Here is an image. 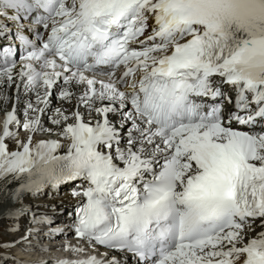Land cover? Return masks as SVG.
Masks as SVG:
<instances>
[{"label":"snow or ice","instance_id":"obj_1","mask_svg":"<svg viewBox=\"0 0 264 264\" xmlns=\"http://www.w3.org/2000/svg\"><path fill=\"white\" fill-rule=\"evenodd\" d=\"M0 18V32L7 20L17 33H48L41 46L19 35L31 48L19 65L3 50L0 84L15 77L36 94L25 118L13 109L0 131V179L20 181L14 196L82 179L87 186L72 191L83 197L75 234L93 245L143 264H264V230L248 238L257 220L264 229V131L232 124L264 121V0H0ZM60 83L59 97L76 104L45 127ZM224 84L236 92L227 117L208 102L232 103ZM109 113H119L120 129ZM39 132L58 138L35 140Z\"/></svg>","mask_w":264,"mask_h":264},{"label":"bare ground","instance_id":"obj_2","mask_svg":"<svg viewBox=\"0 0 264 264\" xmlns=\"http://www.w3.org/2000/svg\"><path fill=\"white\" fill-rule=\"evenodd\" d=\"M19 85V88H17ZM62 86V85H61ZM60 84L52 90L53 97H49L50 103L47 106L45 113L41 116V121L45 127L54 128L55 126L51 123V118L53 117L55 110L60 108L66 112H69L73 109V106L76 104L75 100L65 101L59 97V93L57 90L59 89ZM42 91V90H41ZM72 91L76 92L79 95V87L73 88ZM55 94V95H54ZM51 95V96H52ZM55 97V98H54ZM29 102L33 104L36 103V94L35 92H26L23 90V82L14 77V82L9 85L8 83L0 84V122L6 119L7 112L15 109L17 116L23 120L24 112L26 106ZM54 103H56L54 105ZM44 107V105H40ZM97 106L99 102H97ZM116 107H119V103L117 102ZM127 108V107H126ZM126 108L124 109L126 111ZM80 111L85 112L86 119H92L93 117L99 118L96 113H92V116L89 117L86 113V109L84 105H80ZM109 120L120 129L121 116L119 113H109ZM1 125V124H0ZM130 122L125 125L124 129H121V135L124 136L127 128H130ZM11 127V126H10ZM36 134H46L44 136L46 138H37L34 137L35 140L40 139H48L49 135L44 132H39ZM27 134L21 137H25ZM53 137L55 135H52ZM55 138H58L55 136ZM63 139V138H61ZM8 143L9 148L11 150L16 149V143L14 140L6 139L5 141ZM63 142L66 144L67 141ZM126 144V139H122L121 147H124ZM66 147L58 150L57 154H61L65 152ZM20 185V181H12L11 178L7 180L0 179V225L7 226L9 223L15 221L16 225H19L16 228V232L13 231V226L10 227L11 232V241L18 238L21 235V229H23L24 224L27 219H32L33 217H37L39 214L37 211L39 210H59L66 209V211H70L75 201H77L78 197L73 196L71 191L68 188V184H62L59 188H54L51 185L45 187L41 193L32 194L29 192H22L20 195L12 196L15 189H18ZM83 187H86L82 185ZM61 191V193H59ZM29 215V216H28ZM62 222H55L54 225H59ZM260 221L257 220L254 225V230L249 232L248 238L256 236L260 231L264 230L259 227ZM67 234H60L61 237ZM68 237V236H67ZM5 261L4 258L0 257V263Z\"/></svg>","mask_w":264,"mask_h":264},{"label":"rangeland","instance_id":"obj_3","mask_svg":"<svg viewBox=\"0 0 264 264\" xmlns=\"http://www.w3.org/2000/svg\"><path fill=\"white\" fill-rule=\"evenodd\" d=\"M2 121H3V120H2ZM20 134H26V132L23 131V130H21V131H20ZM22 136H24V135H22ZM37 137H39V136H37ZM49 138H54V137L49 136ZM9 224H10V225H8V227L5 226V228H6L8 231H10V227L13 226V231L16 232V228H17L19 225H16L15 221H13V222H11V223H9ZM6 229H3V228L1 229V228H0V239H2L4 236H6V234H7ZM10 239H11V237H10Z\"/></svg>","mask_w":264,"mask_h":264}]
</instances>
